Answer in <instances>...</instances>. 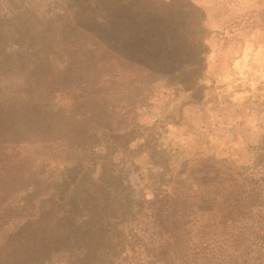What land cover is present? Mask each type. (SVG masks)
I'll return each mask as SVG.
<instances>
[{
	"label": "trees",
	"instance_id": "16d2710c",
	"mask_svg": "<svg viewBox=\"0 0 264 264\" xmlns=\"http://www.w3.org/2000/svg\"><path fill=\"white\" fill-rule=\"evenodd\" d=\"M198 2L129 0L115 7L117 11L126 8L131 20L140 17L137 32L144 41L140 59H157L153 68L149 62L130 58L116 65L109 46L93 43L81 48L85 64L77 74L71 63L34 55L35 35L24 34L22 41L6 39L0 49V74L5 77L0 81V207L8 192H23L25 205L17 219L27 222L15 232L0 226V239L19 241V250H32L37 263L47 258L53 242L84 244V254L81 248L78 254L87 264L109 260L116 246L102 243L101 225L108 214L117 219L118 208H124L121 202L129 207L131 199L121 190L127 188L123 186L126 172L115 171L108 159L118 152L127 156L131 143L141 141L137 147L142 145L144 131H153L160 120L170 118L138 112L144 108L151 112V101L161 94L146 84H159L162 77L193 71L205 61L202 53L194 58L187 51L202 48L210 33L216 36L220 30H209L208 7L205 1ZM111 8H105L98 22L109 26L106 21L116 14ZM131 29L129 36L135 34L136 26ZM157 55L162 63L171 64L160 65ZM13 67L17 68L11 70ZM116 81L123 83L118 92L113 88ZM61 125L72 130L65 133L64 129L50 140L55 126ZM47 143L53 149L55 143L60 148L56 147L46 166L38 167L33 152ZM101 145L106 150L105 160L99 163L101 172L93 179L97 157L92 150ZM198 172L203 177L194 178L195 184L190 185L184 184L182 171L176 173L175 185L169 190L166 187L159 199L155 195L151 209L140 214L138 223L144 228L135 232L141 234L137 241L146 238V250L150 253L157 248L166 263L177 252L189 249L186 240H181L182 230L188 226L191 233H207L212 239L213 246L207 245L210 250L194 246L195 255L211 256V264H264L263 181H237L189 170L191 175ZM33 180V191L44 190L37 197L40 201L27 191V183ZM125 247L121 245V249ZM0 264L13 263L0 258Z\"/></svg>",
	"mask_w": 264,
	"mask_h": 264
},
{
	"label": "rangeland",
	"instance_id": "374dc122",
	"mask_svg": "<svg viewBox=\"0 0 264 264\" xmlns=\"http://www.w3.org/2000/svg\"><path fill=\"white\" fill-rule=\"evenodd\" d=\"M120 1L129 2L0 0V49L6 39L22 41L24 34L35 35L32 43H37V46L31 49L34 55L47 56L53 62L56 59L63 64L71 63L74 65L71 68L73 73L77 74L81 73L85 64L81 60V48H89L93 43L109 46L114 52L116 65H123L127 58L149 62L148 59H140L142 52L139 51L144 44L137 32L140 17L131 20L126 14V8L117 11L115 7H118ZM199 1L200 5L205 1L208 7L209 19L206 25L209 30H220L216 36L211 35V32L202 48L187 51L194 58L197 53H202L205 61L193 71L162 77L163 81L159 84H146V88L161 94L151 101L152 113L150 108L139 109L138 112L157 117L169 115L170 118L160 120L157 129L144 131L142 145L137 147L141 141L131 143L132 150L127 156L118 152L108 159L115 171L121 170L122 174L126 172L123 186L127 188L121 190L129 194L131 201L129 207L121 202L124 208H118V218L108 214L109 218L101 225L100 233L104 234L102 243L116 246L109 260L103 264H211V256L195 255L194 246L210 250L212 239L207 233H191L188 226L182 230L184 234L181 240H186L189 249L177 252L166 263L157 248L150 253L146 250V238L137 241L141 234L135 232L144 228L138 223L142 220L140 214L151 209L155 195L159 199L166 187L169 190L175 185L173 177L180 171L184 173L182 180L185 185L194 183V178L203 177L199 172L191 175L190 169L202 170L211 177H232L237 181L260 179L264 184V0ZM111 6L112 12L117 15L112 20L108 19L106 24L109 26H105L98 22V17L103 16L105 8ZM133 26H136L135 34L129 36L127 32L133 30ZM157 57L160 65L171 64L162 63V57ZM157 62V59H152L149 64L153 68ZM2 80L5 77L0 74ZM118 82L113 83L116 92L123 84ZM162 107L165 108L164 113ZM146 124L150 125L151 122ZM55 128L49 136L50 140L60 136L64 129L65 133L72 130V127L63 128L62 125ZM126 128L127 132L131 131V127L126 125ZM54 146L53 149L48 143L42 144L41 148L33 152L38 167L48 164L58 147L56 143ZM92 152L97 157V165L92 174V178L96 179L101 172L99 163L105 160L106 150L101 145L93 148ZM35 180L27 183V191L32 192L33 198L40 201V197H37L44 190L33 191L30 187ZM24 202L23 192H8L7 201L0 207V226L5 225L9 231L15 232L27 222L26 219H17L20 209L24 208ZM2 239L0 258L4 263L87 264L82 260L83 255L78 254V248L84 254L82 243L79 246L52 241L47 258L37 263V256L32 255V250H19V241ZM124 244L126 247L121 249Z\"/></svg>",
	"mask_w": 264,
	"mask_h": 264
}]
</instances>
